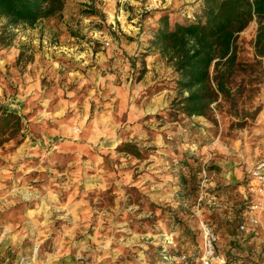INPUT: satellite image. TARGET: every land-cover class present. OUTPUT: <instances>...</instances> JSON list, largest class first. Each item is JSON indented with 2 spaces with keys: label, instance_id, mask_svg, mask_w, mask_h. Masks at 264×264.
Wrapping results in <instances>:
<instances>
[{
  "label": "rangeland",
  "instance_id": "rangeland-1",
  "mask_svg": "<svg viewBox=\"0 0 264 264\" xmlns=\"http://www.w3.org/2000/svg\"><path fill=\"white\" fill-rule=\"evenodd\" d=\"M202 7L65 0L32 27L0 21V105L24 134L0 145V264H204L206 227L224 259L213 264H264L263 230H238L243 172L264 148L257 21L207 116L171 109L177 74L152 44L164 14L173 25ZM126 141L141 155L121 151Z\"/></svg>",
  "mask_w": 264,
  "mask_h": 264
},
{
  "label": "trees",
  "instance_id": "trees-1",
  "mask_svg": "<svg viewBox=\"0 0 264 264\" xmlns=\"http://www.w3.org/2000/svg\"><path fill=\"white\" fill-rule=\"evenodd\" d=\"M64 4L65 0H0V21L4 20L2 27H32L60 14ZM161 20L152 44L177 74L178 95L171 109L188 117L207 116L219 95H228L236 40L253 20L258 23L257 53L264 56V0H203L199 16L177 17L173 25L168 14ZM6 39L0 34V45L9 44ZM22 128V116L0 105V145L21 136L20 142ZM120 150L141 155L130 141L123 142Z\"/></svg>",
  "mask_w": 264,
  "mask_h": 264
},
{
  "label": "built area",
  "instance_id": "built-area-1",
  "mask_svg": "<svg viewBox=\"0 0 264 264\" xmlns=\"http://www.w3.org/2000/svg\"><path fill=\"white\" fill-rule=\"evenodd\" d=\"M264 126V118L262 120ZM246 211L238 224V230L250 232L261 228L264 233V148L262 154L244 169L240 184ZM205 252L202 257L204 264L224 261L216 254L217 235L205 228Z\"/></svg>",
  "mask_w": 264,
  "mask_h": 264
},
{
  "label": "crops",
  "instance_id": "crops-1",
  "mask_svg": "<svg viewBox=\"0 0 264 264\" xmlns=\"http://www.w3.org/2000/svg\"><path fill=\"white\" fill-rule=\"evenodd\" d=\"M182 1H184V0H182ZM178 3H179V1L177 2H174V5L173 4H171V5H173V6H176V5H178ZM168 4H170V3H168ZM170 6V5H169ZM169 6H167V7H169ZM160 8L161 9H164V8H166L165 6H163V7H161L160 6ZM170 14V13H169ZM170 15H172V16H174L175 14H170ZM169 19L171 20V17L169 16ZM170 23H171V21H170ZM155 24L156 25H158V22H155ZM138 33V32H137ZM132 34H134L132 37H134L133 38V40L132 41H129V42H126V41H123L122 42V47H123V49L124 50H126V49H129L128 51H130V52H132V51H134V49H136L137 47H138V43H139V41H138V38H140L141 37V34H135V31H133L132 32ZM131 34V35H132ZM89 50L91 51V49L89 48ZM139 50H141V48H139ZM151 73H152V71H148V75H146L145 76V80H147L150 76H151ZM25 75H24V80H26L27 78L28 79H31L32 78V76H31V74L30 73H27V72H25L24 73ZM29 76V77H28ZM151 79V78H150ZM32 80V79H31ZM155 81V79H152V80H150V82H154ZM19 82H22V80L20 79L19 80ZM29 82H31V81H29ZM33 82H35V80H33ZM136 103V101H134L132 104H135ZM127 105V104H126ZM131 109H130V113H132V116L133 117H140L141 115H144L145 113H147L148 111H142L141 113L139 112V109H138V106H134L135 108H133V106L131 105ZM159 107H161V103H160V105L158 106V108ZM149 108L151 109V110H154L155 108H153V107H150L149 106ZM127 109V106L125 107V109L124 110H126ZM143 110V109H142ZM116 113H118V110H117V112ZM254 161V160H253ZM252 161V162H253ZM251 162V163H252ZM240 192H241V194H242V190H241V188H240ZM261 229V228H260Z\"/></svg>",
  "mask_w": 264,
  "mask_h": 264
}]
</instances>
